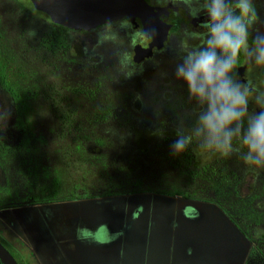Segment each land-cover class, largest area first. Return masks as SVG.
Here are the masks:
<instances>
[{"label": "flooded vegetation", "instance_id": "flooded-vegetation-1", "mask_svg": "<svg viewBox=\"0 0 264 264\" xmlns=\"http://www.w3.org/2000/svg\"><path fill=\"white\" fill-rule=\"evenodd\" d=\"M27 1L34 12L44 16L38 18L39 22L34 31L35 43L31 47L33 52L37 54L41 64H47L51 68L53 76L58 75L59 64L65 67L67 75H79L77 80H81L83 87L65 91L91 105L89 109H84L90 117L87 125H67L64 120L60 126V138L64 136L69 140H59L56 144L88 151L116 148L127 159L148 155L156 160L158 156H164V162L173 169L175 178L180 180V187L145 189L143 192L180 196L215 204L234 224L246 231L248 236L244 235L252 244L246 264H264V251L257 246L259 239L253 238L248 231L255 227L264 229V166L245 163L247 149L242 143L248 117L244 118L245 124H242L240 133L233 136L226 154L221 145L210 143L209 134L199 126L183 124L180 121L176 124L170 123L171 119L186 113L207 114V103L201 104L190 97L183 80L177 79L176 72H172L167 66L172 46L183 43L186 35H189L188 40L200 41L198 48L203 50L209 39L208 28L204 26L208 19L206 11L197 4L184 0H145L150 6L165 8L167 11L160 19L171 26V29L160 47H150L152 37L144 32L140 21L128 18L90 30L62 28L65 43L59 45L57 38L52 36V44L48 45L45 39L52 35L53 23ZM22 2L0 0V21L9 14H13L18 23L23 22V17H35L36 14H32ZM262 4L264 5V0H252L251 14L245 20L250 25L249 31L253 37L264 38V19L260 18ZM251 43L250 39L247 53L242 51L228 74L234 84L240 85L242 91L247 88L250 94L248 116L258 115L261 105H264V65L256 63L258 52ZM217 56L223 59L218 51ZM7 81L12 82L10 74ZM0 88L9 97L12 110L17 116L16 102L9 91L1 85ZM57 90L58 87L52 91L54 96L50 98L51 108L59 101ZM187 99L194 104V109L187 106ZM26 101L27 99H23L24 104L20 105L23 115L27 109ZM172 105H179L180 108L172 109ZM144 118L149 123L144 124ZM160 119L168 121L165 124L158 123ZM11 128L18 134V139L9 142L10 145L0 143V159H19L21 170L25 171L27 166L33 170L35 159L31 154L32 142L29 139L28 126L14 124ZM235 129L236 125L233 124L227 130L235 132ZM184 138L185 148L176 153L173 145L178 139ZM39 143L43 144L42 141ZM13 148L16 150L10 157L3 154L6 149ZM22 151L25 152L21 154ZM91 153L96 154L98 151ZM198 154L206 156V160L199 163ZM129 190L106 192L135 194L129 193ZM254 212L259 214L258 223L251 218V213ZM260 244L264 245V235Z\"/></svg>", "mask_w": 264, "mask_h": 264}, {"label": "rangeland", "instance_id": "rangeland-1", "mask_svg": "<svg viewBox=\"0 0 264 264\" xmlns=\"http://www.w3.org/2000/svg\"><path fill=\"white\" fill-rule=\"evenodd\" d=\"M22 1L37 17H23L21 18L23 22L20 23L16 21L17 18H14L13 14L2 19L0 21V51L5 59L6 71L10 74L11 81L17 85V90L24 94V99H27V109L23 116L28 122V134L32 142L31 154L35 160L32 165L33 170L27 166L23 171L19 159L5 161L0 159V205L19 206L40 199L97 195L107 190L121 191L133 188L151 190L167 189L172 186L178 189L181 182L175 178L173 169L164 162V156H158L156 160L148 155H141L138 159H127L116 148L88 151L84 148L73 149L67 145L56 144L59 140H69L64 136L60 138L62 136L59 132L60 126L65 122L63 117L65 115L71 117L69 122H65L67 125H87L90 117L86 115L84 109H89L91 105L65 91V89L73 90L83 87L81 80H77L79 75L75 76L74 73L67 75L65 67L59 64L58 75L55 77L47 64L40 63L31 47L35 43L33 35L39 22L38 18H44V16L34 12L27 0ZM184 1L197 4L205 11L210 2V0ZM228 4L232 8L236 0H228ZM260 12L262 13L260 18L264 19L263 4ZM188 36L184 37L183 43L179 46H172L167 59V66L172 72H176L177 68L184 64L189 53L200 51L198 47L201 42L188 40ZM56 87H58L59 101L51 108L50 98H53L52 91ZM187 101V106L194 109V104L189 99ZM178 117L180 116L171 119L170 123L176 124L180 121L186 124V119L182 121V118ZM15 121L16 114L12 110L10 99L0 88V143L8 144L18 139V134L11 128ZM167 121L160 119L158 123L165 124ZM143 123H149L147 118L143 119ZM221 137L222 141L223 136ZM41 141L43 144L39 143ZM15 150L14 148L6 149L3 154L10 157ZM92 151H98V153L92 154ZM24 152L22 151L21 154ZM197 156L199 163L206 160V156L201 154ZM248 231L253 238L259 239L257 246L264 251V245L260 244L264 229L255 227ZM0 243L17 264H36L28 248L4 225L1 219Z\"/></svg>", "mask_w": 264, "mask_h": 264}, {"label": "crops", "instance_id": "crops-1", "mask_svg": "<svg viewBox=\"0 0 264 264\" xmlns=\"http://www.w3.org/2000/svg\"><path fill=\"white\" fill-rule=\"evenodd\" d=\"M0 219L36 264H246L252 249L215 204L149 192L30 201Z\"/></svg>", "mask_w": 264, "mask_h": 264}, {"label": "clouds", "instance_id": "clouds-1", "mask_svg": "<svg viewBox=\"0 0 264 264\" xmlns=\"http://www.w3.org/2000/svg\"><path fill=\"white\" fill-rule=\"evenodd\" d=\"M251 11V0H236L232 8L228 0H210L204 25L209 39L204 50L186 56L184 64L177 68L176 78L183 80L190 97L201 104L207 103V114L202 115L197 124L209 134L210 143L221 145L225 154L233 136L240 133L244 118L248 117L242 136L247 149L245 163L264 166V105L258 115L248 116L250 94L247 88L242 91L240 85L228 78L242 51L247 53L250 39L251 46L258 52L256 63L264 65V38L253 37L250 25L245 23ZM217 51L223 59L217 56ZM233 124L235 132L228 131ZM185 141L186 138L175 142L176 153L183 151Z\"/></svg>", "mask_w": 264, "mask_h": 264}, {"label": "water", "instance_id": "water-1", "mask_svg": "<svg viewBox=\"0 0 264 264\" xmlns=\"http://www.w3.org/2000/svg\"><path fill=\"white\" fill-rule=\"evenodd\" d=\"M33 8L51 23L71 30H90L122 18L138 19L152 37L150 47H160L171 26L160 19L165 8L152 7L145 0H29ZM1 264H17L0 243Z\"/></svg>", "mask_w": 264, "mask_h": 264}, {"label": "trees", "instance_id": "trees-1", "mask_svg": "<svg viewBox=\"0 0 264 264\" xmlns=\"http://www.w3.org/2000/svg\"><path fill=\"white\" fill-rule=\"evenodd\" d=\"M52 35L50 34L48 36V38L45 39V42L46 44L48 45H51L52 44V36H55L57 38V43L59 45L61 44H64L65 43V40L63 39L62 37V33H61V30L63 27L61 26H58V25H55L53 24L52 25ZM5 59L2 57V54H1V51H0V85L6 89L7 91H9V93L11 94L12 98L14 99V101L16 102V106L18 108L17 110V116H16V121H15V124L16 125H27V121L25 119V117L23 116V112L20 111V105L22 106L24 103L22 102V100L24 99V94L21 93L20 91L17 90V85L13 82H8L7 81V77H8V72L6 71V63L4 62ZM172 109H178L180 108L179 105H172L171 106ZM25 109V108H24ZM23 109V111H24ZM22 112V113H21ZM25 113V111H24ZM202 115H196V116H190V115H184V116H180L178 118H182V121L185 120V123L187 124H190V125H197V121L200 119ZM63 119L66 121V122H69L71 120V117L69 115H66L65 117H63ZM245 123L243 122V125ZM69 125V124H68ZM143 191H146L145 189H130L129 190V193H139V192H143ZM117 192H105V193H102V194H98V195H93V197H103V196H112V195H116ZM87 196H92V195H87ZM45 201V200H44ZM48 201V200H46ZM5 206H2L0 205V209L4 208ZM228 214V213H227ZM229 215V214H228ZM230 216V215H229ZM231 218V217H230ZM251 218L254 219V221L256 223L259 222V214L254 212V213H251ZM232 219V218H231ZM236 224V223H235ZM237 225V224H236ZM238 226V225H237ZM239 227V226H238ZM239 229L246 235V231L242 228V227H239ZM1 264V262H0Z\"/></svg>", "mask_w": 264, "mask_h": 264}]
</instances>
